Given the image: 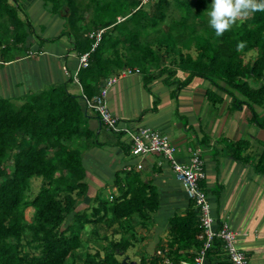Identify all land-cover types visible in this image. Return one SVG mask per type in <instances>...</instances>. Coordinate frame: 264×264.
Segmentation results:
<instances>
[{"label": "trees", "instance_id": "obj_1", "mask_svg": "<svg viewBox=\"0 0 264 264\" xmlns=\"http://www.w3.org/2000/svg\"><path fill=\"white\" fill-rule=\"evenodd\" d=\"M21 1L0 0L1 66L32 54V38L48 41L35 33L26 14L22 16ZM206 1L211 3L154 0L141 6L142 0H44L53 13L65 9L69 14V31L49 41L65 36L79 56L90 52L89 65L77 76L89 99L110 77L138 67L149 76L169 78L181 71L187 76L185 84L195 78L207 80L236 107L264 104V85L253 83L264 79V10L238 15L217 35L208 18L201 17L200 6ZM202 18L205 23L200 24ZM101 30L102 39L92 51ZM252 51L257 57L247 61L246 54ZM207 96L215 104L223 102L211 89ZM82 97L59 85L17 99L0 98V264H123L119 257L133 244L128 234H135V215L149 220L146 210L157 206L155 191L134 174L125 180L118 175L116 183L124 182L120 196L97 197L92 207H77V200L89 190L83 157L93 136L79 102ZM245 144L237 143L235 152ZM32 179H41V184L29 200ZM28 208L35 213L32 223L26 220ZM198 220L196 209L176 217L171 238L174 234L185 244L196 241L201 233ZM27 231L31 237L24 244ZM87 231L104 251L103 257L99 249L83 250Z\"/></svg>", "mask_w": 264, "mask_h": 264}, {"label": "crops", "instance_id": "obj_2", "mask_svg": "<svg viewBox=\"0 0 264 264\" xmlns=\"http://www.w3.org/2000/svg\"><path fill=\"white\" fill-rule=\"evenodd\" d=\"M22 1V16L26 14L35 33L48 41L40 43L32 38V54L0 65V98L17 99L32 91L59 85H65L75 96H84L77 77L82 68L80 56L73 50L72 42L65 36L49 41L69 31V14L65 9L59 14L53 13L51 5H45L44 0ZM211 3L201 4V17L208 18L202 7L208 9ZM205 19L199 23H205ZM201 35L207 34L201 31ZM193 51L194 47L191 53L196 55ZM121 72L112 76L117 77V81L109 87L106 99L112 114L133 132L151 128L168 136L177 148L181 163H189L193 153L198 152L205 172L201 186L215 219L214 229L219 230L224 222L228 223L238 233L236 244L246 255L248 264H264V104L254 108L247 104L236 107L231 97L207 80L195 78L185 84L187 76L181 71L171 78L149 76L141 71L126 75H120ZM253 83L256 87L264 85V79L260 84ZM209 89L223 102L213 103L207 96ZM236 96L243 100L240 94ZM79 102L88 115L87 127L93 136L83 157L89 190L77 200V207L90 208L103 194V200L120 196L124 182L116 183L118 175L125 180L137 174L155 191L157 206L153 204L151 209H154L146 210L149 220L143 221L135 215V234L132 237V232L128 234L133 244L119 259L122 263L127 259L139 264H160L164 258L193 263L203 248L204 241L200 237L203 231L196 241L189 240L187 244L184 240L178 241L174 234L171 238L174 219L185 217L192 209L198 210L176 178L171 163L159 153L133 155L128 135L108 131L85 104L84 97L79 98ZM242 142L246 144L238 147L236 153L237 143ZM239 154L242 159L236 158ZM198 221L200 225V212ZM98 249L101 248L97 247L95 252ZM128 252L139 259L131 261ZM100 253L103 257L104 251ZM207 264H232L222 241H214L208 251Z\"/></svg>", "mask_w": 264, "mask_h": 264}, {"label": "built area", "instance_id": "obj_3", "mask_svg": "<svg viewBox=\"0 0 264 264\" xmlns=\"http://www.w3.org/2000/svg\"><path fill=\"white\" fill-rule=\"evenodd\" d=\"M154 0H142V5L153 3ZM105 30L95 34L96 41L92 51L97 47ZM90 52L80 56V66L86 68L89 65ZM141 73L140 69H124L120 75ZM117 81V77H111L100 88L99 94L93 99L84 95L85 104L98 115L101 124L108 130L116 134H126L131 139V152L133 155L146 156L153 153L163 155L172 165L176 178L181 182L183 188L200 212V225L203 231L200 237L204 241L203 248L195 257L193 263H177L169 258H164L160 264H207L208 251L212 248L215 240L223 242L232 264H248L246 255L239 250L236 241L238 233L231 229L230 225L224 222L219 230H215V219L211 214V207L207 194L201 186V181L205 178L203 162L198 152H194L189 163H181L177 158V148L171 139L151 128H141L133 132L130 128L124 127L118 117L112 114L107 104L109 87ZM138 168H141L139 165ZM161 254V252L159 253Z\"/></svg>", "mask_w": 264, "mask_h": 264}, {"label": "clouds", "instance_id": "obj_4", "mask_svg": "<svg viewBox=\"0 0 264 264\" xmlns=\"http://www.w3.org/2000/svg\"><path fill=\"white\" fill-rule=\"evenodd\" d=\"M248 10H264V0L259 4L252 0H212L207 11L208 23L220 35L229 29L238 15H247Z\"/></svg>", "mask_w": 264, "mask_h": 264}, {"label": "rangeland", "instance_id": "obj_5", "mask_svg": "<svg viewBox=\"0 0 264 264\" xmlns=\"http://www.w3.org/2000/svg\"><path fill=\"white\" fill-rule=\"evenodd\" d=\"M20 7L22 8V10H24V8H23V1H21V3H20ZM210 7L208 6V9H209ZM208 9H206V7H202V10H205V12H207V10ZM251 10H248V13L250 12ZM256 58V53L254 52L253 53V51L252 52H250L249 54H247L246 55V60H249V61H253L254 59ZM40 184H41V179H32L31 180V187H30V190L28 191V193H27V196H28V199L29 200H31L32 198H34L37 194H38V192H39V190H40ZM104 195V194H103ZM103 195H100V197H102L103 198ZM104 199V198H103ZM25 216H26V220H27V222L28 223H32L33 221H34V216H35V213H34V210L32 209V208H28V209H26L25 210ZM88 229H90L89 227H88ZM89 231V230H88ZM88 231H87V233H84L83 234V239L85 240V244H84V247H83V250L84 249H88V250H90V248H91V250L90 251H92L93 253L95 252V250H96V248H97V246L99 247V248H101L98 244H92V238H91V234H88ZM31 237V233L29 232V231H27L26 233H25V235H24V239H23V242H24V244L25 243H27L26 241H27V239H29ZM105 243L103 242V245H104ZM90 245V246H89ZM26 251H29V252H31L32 253V251H33V249L31 248V247H26ZM129 253V255H130V260L131 261H133V260H138L139 258H135L132 254H131V252H128ZM76 264H82V262L81 261H77V263Z\"/></svg>", "mask_w": 264, "mask_h": 264}, {"label": "water", "instance_id": "obj_6", "mask_svg": "<svg viewBox=\"0 0 264 264\" xmlns=\"http://www.w3.org/2000/svg\"><path fill=\"white\" fill-rule=\"evenodd\" d=\"M123 264H139V263H137V262H127V259L126 260H124V262H123Z\"/></svg>", "mask_w": 264, "mask_h": 264}]
</instances>
